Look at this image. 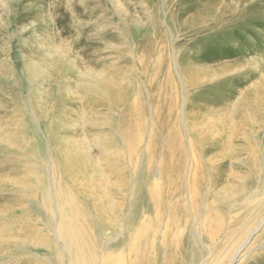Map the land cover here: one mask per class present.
<instances>
[{
	"label": "rangeland",
	"instance_id": "rangeland-1",
	"mask_svg": "<svg viewBox=\"0 0 264 264\" xmlns=\"http://www.w3.org/2000/svg\"><path fill=\"white\" fill-rule=\"evenodd\" d=\"M1 64L0 228L19 243L0 264H59L54 250L75 264L58 235L67 192L87 264L121 263L128 243L130 264H264V0H0ZM88 70L115 71L125 97L107 106ZM212 116L239 129L210 137ZM62 136L91 183L74 163L58 178ZM21 171L47 183L26 195Z\"/></svg>",
	"mask_w": 264,
	"mask_h": 264
},
{
	"label": "bare ground",
	"instance_id": "bare-ground-1",
	"mask_svg": "<svg viewBox=\"0 0 264 264\" xmlns=\"http://www.w3.org/2000/svg\"><path fill=\"white\" fill-rule=\"evenodd\" d=\"M63 58V56L61 57V59ZM29 64H30V66L31 67H34V69H36L37 68V64H33L32 63V58L30 59V62H29ZM1 66L3 67V65L1 64L0 65V68H1ZM39 68V67H38ZM7 71H8V69H7ZM88 74H92V75H96L97 77H99L98 79L100 80V82H101V84H100V88H99V86H98V84L96 85V88H93V91L94 90H97L96 92L97 93H100V94H105L104 95V100L106 101V104H107V106H109L110 108H111V106H112V100H114V98H115V95L118 97V98H123V97H125V96H123L124 94H123V92L122 93H119V92H117L116 93V87L118 86L117 84H116V82H115V80H114V74H115V71L113 72V74H111V71L110 70H106V71H104L103 72V74H96L95 72H94V70H88ZM97 77H96V79H97ZM19 85V82L18 81H16V83H15V87H17ZM16 95H18V94H16ZM103 96V95H102ZM252 97V96H251ZM255 97V96H254ZM251 99V98H250ZM253 100V99H252ZM255 101V103H257L256 102V100H254ZM26 104V103H25ZM257 105V104H256ZM22 106V105H21ZM26 107H27V110H28V106L26 105ZM94 109V108H93ZM91 115H94L93 113H94V110H91ZM209 115V114H208ZM92 118V117H91ZM211 120L210 121H206V122H204L205 123V125H206V127H207V132H209V136L210 137H212L211 135H214L215 136V134L214 133H217L218 131H219V129L221 128L222 130H223V125L226 123L227 124V126L228 127H231V129H235V130H237V129H239V128H237L236 126H233V124H231V125H229V123H228V121H227V119H226V117H221V116H212L211 118H210ZM99 125V124H98ZM101 125H103V124H101ZM240 125V124H239ZM23 127V126H22ZM19 128L17 131L19 132H17L18 134H21V133H24V131H25V133L24 134H26V132H28V130H27V126H25L26 127V129H25V127H23V128ZM65 127H67V121H64L63 120V118H60V120L58 121V126H57V128L56 129H58V130H61V132H63V130L65 129ZM23 130V131H22ZM212 130V131H211ZM60 133V132H59ZM64 133V132H63ZM13 134V133H12ZM27 135H29V134H27ZM62 135V134H61ZM25 136V135H24ZM9 137V144L10 145H12V146H16L17 147V144H19V145H22V144H20V143H18L16 140H19L18 138L16 139L15 137H11V136H8ZM21 137V136H20ZM58 137V136H57ZM63 138V139H62ZM62 138H56L54 141H55V143H56V146H55V151H56V155H57V158L59 159V163H60V167H61V173H59V176H58V178L60 179V181L61 182H63L64 180H68V182H72L73 181V179L76 177V174H77V177H79V178H83V180H82V182H84V183H91V181H93L90 177H89V174H88V172L86 171V168L89 166V164L88 163H86V161L84 160V162L82 163V158H81V156H80V154H79V152H78V150H79V146L80 145H78L77 146V143L76 142H73V139H69L68 138V136H67V139L66 138H64L63 136H62ZM22 142V141H21ZM18 145V146H19ZM30 145V144H29ZM25 147V146H24ZM75 157H74V156ZM46 158H44V161H46L45 160ZM72 164V163H74L75 165H76V167H77V169H76V174H69V175H66L67 173H63V171L65 170V168H64V170L62 171V169H63V167H67L68 166V164ZM17 170H15V172H16ZM66 171V170H65ZM14 172V171H13ZM34 178V177H36V178H39L41 181H43L45 184L47 183L46 182V178L45 177H43V176H34V174L32 173V172H17V173H15L14 174V176L11 178L10 177V182H12V185L14 186L15 184H18V182H20V183H22L23 184V188H25L24 190H22V193H24V194H26V195H29V196H31L32 194H33V191H32V187H31V184L33 183H31L30 184V179L31 178ZM33 178H32V180H33ZM20 179H22V180H20ZM1 182V181H0ZM38 183V182H37ZM44 183H43V185H44ZM66 184H68V183H66ZM91 185H94V184H91ZM18 186V185H17ZM20 186V185H19ZM69 186V185H68ZM68 186L67 187H65L64 185H63V187L66 189V188H68ZM71 187L69 188L70 190L71 189H74V186L72 185V183H71V185H70ZM45 187V186H44ZM23 188H21V189H23ZM65 189H64V191H65ZM68 189V190H69ZM32 191V192H31ZM41 194H43L44 196H45V199L47 200L48 199V197H49V191H48V187H45V189H43L42 191H39ZM66 192H67V190H66ZM65 194V193H64ZM63 194V195H64ZM182 194V193H181ZM68 195H70V193L69 192H67V194L65 195V196H63V197H66V198H64V199H66V200H64L65 202H64V204L62 203V205H61V216H62V218H61V221H60V224H59V228H58V231H59V233H58V235H59V238H61V240H63L66 244H68V245H65V246H67V250H69L70 251V253H71V257L75 260V264H87L85 261H86V259H87V256H89V255H91V260H92V258H94L93 257V254H94V252L92 253V251L90 250V249H86V247L84 246L85 245V243H84V245H83V239H82V237L86 234H84V232H83V236L81 237V231L84 229H82L81 231L79 230L80 229V227L82 226V223H81V221H80V223H78V218H80L79 216L81 215L80 214V211H78V209H77V213L76 212H74L75 214H72V218H70L69 217V213H68V211L65 209L66 208V204L68 203V202H70V200L72 199L73 200V198H72V196L70 197V196H68ZM179 195V194H178ZM43 196V197H44ZM61 199V198H60ZM74 202V201H73ZM190 204V203H189ZM49 206L50 205H52V201H49V204H48ZM48 208H51V207H48ZM67 208H68V206H67ZM75 208V207H74ZM74 211V210H73ZM76 211V210H75ZM2 214V213H1ZM76 214H78V218L76 217ZM80 214V215H79ZM83 216V215H82ZM3 216H1L0 215V219L2 218ZM4 219V218H3ZM2 220V219H1ZM83 224H84V219H83ZM144 224H146V232H145V242L148 244V242H149V240H150V238H149V233H150V227H148V223L146 222V223H144ZM79 225H81L80 227H79ZM6 227H8L9 229L8 230H4V229H7ZM10 227L11 226H8V225H3V229H1L0 228V244H6V243H8V244H11V243H16V241H18V243H19V238L18 237H15V235H16V233H14V231L12 230V229H10ZM79 227V228H78ZM86 229V228H85ZM139 233H140V231H139ZM22 234H24L23 236H24V238H25V240L23 239L22 240V242H23V245H29L30 244V242H32L33 240H35V239H38L37 237H36V234L34 233V230H32V232H31V230L28 228V227H26L25 228V230L21 233V236H22ZM138 235V234H137ZM136 235V236H137ZM140 235V234H139ZM86 236V235H85ZM140 236H143V235H140ZM152 236V235H151ZM35 238V239H34ZM85 238V237H84ZM87 238V237H86ZM140 238V237H139ZM138 238V239H139ZM28 239V240H27ZM44 239V238H43ZM29 240H30V242H29ZM133 240V239H132ZM64 242H62V243H64ZM85 242V241H84ZM135 242H136V239H135ZM137 242H138V240H137ZM37 243H42V245L43 244H50V242L49 241H46V239L45 240H42V239H40L39 238V240H38V242ZM33 244V243H32ZM133 244V243H132ZM132 244H130V243H128V244H126V247H125V252L123 253V254H125L124 256V258L123 259H121V258H119V261H121V263H119V264H130V261H129V259L131 258H129V255H130V253H131V248H132ZM40 246V245H39ZM138 246H140V244L138 245ZM50 247V246H49ZM52 248H54V247H50V250L52 251L53 249ZM56 248V247H55ZM146 249V248H145ZM55 251V252H54ZM53 251V253H55V257L59 260V264H64V262H62L63 261V259H64V255H60V252H61V250H60V252L58 251V250H54ZM143 251V250H142ZM146 251V250H145ZM5 253V252H4ZM4 253H2V254H0V256H3V254ZM138 253V252H137ZM143 253V252H142ZM62 254V253H61ZM134 254V253H133ZM144 254H146V252L144 253ZM135 255V254H134ZM16 256V255H15ZM66 256V255H65ZM4 257V256H3ZM137 259H139V258H137ZM132 262V261H131ZM133 263V262H132ZM131 263V264H132ZM142 263V262H141ZM92 264V263H91ZM136 264V263H135ZM138 264V263H137Z\"/></svg>",
	"mask_w": 264,
	"mask_h": 264
}]
</instances>
